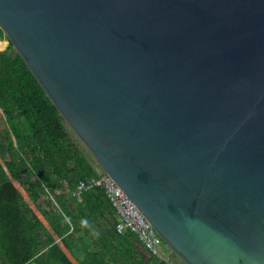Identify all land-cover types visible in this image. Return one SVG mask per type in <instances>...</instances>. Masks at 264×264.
Returning a JSON list of instances; mask_svg holds the SVG:
<instances>
[{
    "label": "water",
    "instance_id": "95a60500",
    "mask_svg": "<svg viewBox=\"0 0 264 264\" xmlns=\"http://www.w3.org/2000/svg\"><path fill=\"white\" fill-rule=\"evenodd\" d=\"M0 28L186 264H264V0H0Z\"/></svg>",
    "mask_w": 264,
    "mask_h": 264
},
{
    "label": "trees",
    "instance_id": "16d2710c",
    "mask_svg": "<svg viewBox=\"0 0 264 264\" xmlns=\"http://www.w3.org/2000/svg\"><path fill=\"white\" fill-rule=\"evenodd\" d=\"M0 109V264H170L117 230L103 187L74 194L101 166L12 43L0 51Z\"/></svg>",
    "mask_w": 264,
    "mask_h": 264
},
{
    "label": "built area",
    "instance_id": "2783aa9c",
    "mask_svg": "<svg viewBox=\"0 0 264 264\" xmlns=\"http://www.w3.org/2000/svg\"><path fill=\"white\" fill-rule=\"evenodd\" d=\"M97 172V176H92L85 181H80L74 194L80 196L83 190L97 186L103 187L119 215V221L116 224L117 230L119 232H124L126 230L134 232L152 255L160 260H165L173 264V253L171 251L165 252L163 245L166 244V242L137 207L132 198L101 167L97 168Z\"/></svg>",
    "mask_w": 264,
    "mask_h": 264
},
{
    "label": "rangeland",
    "instance_id": "374dc122",
    "mask_svg": "<svg viewBox=\"0 0 264 264\" xmlns=\"http://www.w3.org/2000/svg\"><path fill=\"white\" fill-rule=\"evenodd\" d=\"M0 40H5L6 41V43H7V45L5 46V48H3V49H1V50H4V49H6L8 46H10V40H9V38L7 37V38H4V39H0ZM14 48V47H13ZM15 49V48H14ZM0 50V51H1ZM2 110L0 109V112H1ZM3 123V121L1 120V113H0V125ZM82 142V141H81ZM83 143V142H82ZM84 144V143H83ZM84 147H85V150H86V152H87V154L89 155V157L92 159V160H94L95 159V157L93 156V154L89 151V149L85 146V144H84ZM164 246V250H165V252H172L173 253V251L171 250V248L167 245V244H164L163 245ZM174 254V253H173ZM175 260H176V263L178 262V263H180V264H186L179 256H175Z\"/></svg>",
    "mask_w": 264,
    "mask_h": 264
},
{
    "label": "bare ground",
    "instance_id": "6f19581e",
    "mask_svg": "<svg viewBox=\"0 0 264 264\" xmlns=\"http://www.w3.org/2000/svg\"><path fill=\"white\" fill-rule=\"evenodd\" d=\"M7 45L5 40H0V50L5 48V46Z\"/></svg>",
    "mask_w": 264,
    "mask_h": 264
},
{
    "label": "crops",
    "instance_id": "0c3cea01",
    "mask_svg": "<svg viewBox=\"0 0 264 264\" xmlns=\"http://www.w3.org/2000/svg\"><path fill=\"white\" fill-rule=\"evenodd\" d=\"M173 255H174V254H173ZM175 256H176V255H174V263H173V264H180V263H178V262L176 263Z\"/></svg>",
    "mask_w": 264,
    "mask_h": 264
}]
</instances>
